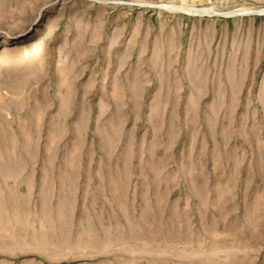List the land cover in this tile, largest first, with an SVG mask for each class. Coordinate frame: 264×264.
I'll return each instance as SVG.
<instances>
[{
  "label": "rangeland",
  "instance_id": "374dc122",
  "mask_svg": "<svg viewBox=\"0 0 264 264\" xmlns=\"http://www.w3.org/2000/svg\"><path fill=\"white\" fill-rule=\"evenodd\" d=\"M0 264H264V0H0Z\"/></svg>",
  "mask_w": 264,
  "mask_h": 264
}]
</instances>
